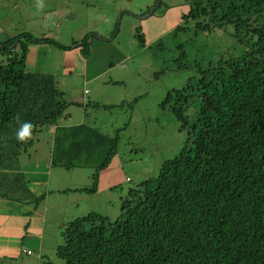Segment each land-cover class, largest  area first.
<instances>
[{
    "label": "trees",
    "instance_id": "obj_1",
    "mask_svg": "<svg viewBox=\"0 0 264 264\" xmlns=\"http://www.w3.org/2000/svg\"><path fill=\"white\" fill-rule=\"evenodd\" d=\"M188 2L183 23L194 22L202 34L223 31L233 49L200 67L182 89L168 92L160 106L187 132V143L156 178L129 190L115 220L89 211L67 223L57 249L64 264H264V0ZM187 29L180 26L175 33ZM137 35L145 46V35ZM39 42L61 50L77 46L30 33L0 41V200L7 203L6 215L19 218L28 212L16 206L36 211L48 196V190L37 194L27 169L19 167L23 151L45 128L53 137L52 167L95 170L91 188L59 193H97L100 173L119 148V132L65 124L69 108L83 107L88 91L83 102L68 100L53 74L29 71L30 46ZM175 62L177 71L194 70L185 50ZM191 99L199 104L193 116L187 114ZM25 123L32 125L30 135L20 140Z\"/></svg>",
    "mask_w": 264,
    "mask_h": 264
},
{
    "label": "rangeland",
    "instance_id": "obj_2",
    "mask_svg": "<svg viewBox=\"0 0 264 264\" xmlns=\"http://www.w3.org/2000/svg\"><path fill=\"white\" fill-rule=\"evenodd\" d=\"M155 1L0 0V41L30 33L64 47L77 43L66 50L51 43H34L27 59L29 71L53 74L68 100L83 102V93L88 91L83 107L69 108L71 119L65 124L88 123L103 133L114 136L119 132L120 136L118 152L100 173L99 190L93 195L59 193L57 190L91 188L95 170L52 167L51 129L45 128L34 138L23 151L19 167L25 171L41 165L49 173L50 185L46 189L32 185V189L37 194L48 190V196L36 211L34 206L15 207L28 212L19 218L16 232L4 230L15 216L4 213L9 208L0 200V236L11 237L6 240L15 248L9 249L10 256H0V264H42L43 259L64 264L57 249L64 243L62 231L67 223L89 211L115 220L129 190L156 178L163 164L175 159L187 143V132L180 130L170 109L160 105L168 92L185 87L190 78L199 75L200 67L206 68L219 53L232 50L234 43L221 30L207 35L198 33L194 22L183 23V15L190 9L188 0H161L150 16L153 8L147 11ZM184 25L188 29L176 34ZM138 31L145 35V46ZM83 48L88 49V56ZM184 50L194 66L192 71L174 69ZM137 97L134 109H129L128 103ZM191 102L189 116L199 108ZM29 250L32 255L26 253ZM1 253L6 251L0 249Z\"/></svg>",
    "mask_w": 264,
    "mask_h": 264
},
{
    "label": "crops",
    "instance_id": "obj_3",
    "mask_svg": "<svg viewBox=\"0 0 264 264\" xmlns=\"http://www.w3.org/2000/svg\"><path fill=\"white\" fill-rule=\"evenodd\" d=\"M84 94H85V91H84ZM26 173L29 174V176L32 178L33 184L36 185L37 187L41 186L42 188H46V186L50 185V181H49L50 178L48 175L49 173L47 171L43 172L40 170H38V171L37 170L36 171L26 170ZM4 213L7 214L6 212H4ZM17 225H19V217L13 218L10 223H9V221L6 222L4 225V230L16 232L18 230ZM38 235L41 236V240H42V244H43L42 235L41 234H38ZM6 239H11V237L0 236V249H2L3 251H6V253H1L0 256H10V250L9 249H15L12 246L11 241H8Z\"/></svg>",
    "mask_w": 264,
    "mask_h": 264
},
{
    "label": "clouds",
    "instance_id": "obj_4",
    "mask_svg": "<svg viewBox=\"0 0 264 264\" xmlns=\"http://www.w3.org/2000/svg\"><path fill=\"white\" fill-rule=\"evenodd\" d=\"M32 125L30 123H25L22 127V130L18 133V139L24 140L26 137L30 135V130Z\"/></svg>",
    "mask_w": 264,
    "mask_h": 264
},
{
    "label": "water",
    "instance_id": "obj_5",
    "mask_svg": "<svg viewBox=\"0 0 264 264\" xmlns=\"http://www.w3.org/2000/svg\"><path fill=\"white\" fill-rule=\"evenodd\" d=\"M160 2H161V0H158V3H157V5H156V7L155 8H153L152 9V11L150 12V16L156 11V8L158 7V5L160 4ZM17 45V43L14 45V47ZM13 47V48H14Z\"/></svg>",
    "mask_w": 264,
    "mask_h": 264
}]
</instances>
